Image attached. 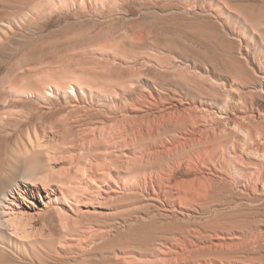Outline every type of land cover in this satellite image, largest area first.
Returning <instances> with one entry per match:
<instances>
[{"label": "rangeland", "instance_id": "rangeland-1", "mask_svg": "<svg viewBox=\"0 0 264 264\" xmlns=\"http://www.w3.org/2000/svg\"><path fill=\"white\" fill-rule=\"evenodd\" d=\"M220 1L223 6L217 9L215 0H92L87 7L80 6V0H4L0 4V97L12 85L41 89L43 94L57 86L74 91L77 97L84 95L87 102L76 104L63 94L47 91L53 94L48 95L53 105L43 103L41 112L32 114L26 124L64 134L61 145L79 156L81 138L94 124L113 132L119 122L130 138L140 131L142 140L124 151L142 177L151 171L160 175L161 160L182 146L173 144L175 138L185 137L182 131L167 126L156 129L164 121L161 117L168 119L161 111L166 108L178 111L175 115L181 119L203 110L227 117L220 119L227 126L225 135L240 146L241 155L248 156L252 150L244 136L252 132V141L260 144V156L254 162L264 165V95L255 90L257 77L236 53L242 42L251 59L264 64L260 39L264 0ZM35 7L42 8L39 15ZM244 17L259 28H254L255 37ZM8 23L13 30L2 34ZM77 84L84 90L77 89ZM91 96L117 101L106 106ZM147 154L150 160L140 159ZM239 160L230 167L236 189L226 202L228 207L218 202L206 207L184 204L192 216L174 224L161 215V209L178 202L176 193L161 198L150 192L132 193L112 215L85 219L83 226L99 227L108 236L90 258L50 264H123L121 251L135 253L136 261L128 264H158L160 254L155 259L150 255L162 251V241L173 242L186 228L214 224L215 210L218 215L249 213L244 218L248 229L264 235V181L256 192L246 189L254 165L245 166ZM194 178V172L187 174L183 168L172 181L175 185Z\"/></svg>", "mask_w": 264, "mask_h": 264}, {"label": "bare ground", "instance_id": "bare-ground-1", "mask_svg": "<svg viewBox=\"0 0 264 264\" xmlns=\"http://www.w3.org/2000/svg\"><path fill=\"white\" fill-rule=\"evenodd\" d=\"M91 1L80 0V6L87 7ZM215 2L217 9L223 6L220 0ZM41 9L36 8V15ZM243 20L246 26L250 22L245 17ZM250 24L255 37L254 28L258 27ZM3 30L2 34L13 30V24L8 23ZM260 39L264 41V36L260 35ZM236 53L241 64L251 68L257 77L255 90L264 95V64H256L242 42ZM20 88L12 85L7 95L0 97V264H50L52 260L90 258L99 245L107 243L108 236L99 227L83 226L85 219L112 215L123 208V198L132 193L150 192L157 198L176 193L178 202L161 209V215L174 224L192 216L186 205L206 207L218 202L225 207L236 189V181L229 175L231 163L239 158L245 166L254 165L246 189L256 192L264 181V165L254 162L260 156V144L252 141V132L246 131L244 136L251 156L241 155L240 146L225 135L227 126L220 119L227 117L222 118L214 110L192 113L187 119L178 118V111L173 109L161 110L168 119L166 115L161 117L164 121L157 131L167 126L182 131L185 137L173 140V144L179 142L182 146L174 148V144L173 155L161 160L160 175L154 176L151 171L142 177L124 151L126 146L142 140L140 131L130 138L119 122L113 132L94 124L81 138L79 156L76 150L61 145V140L66 139L64 134L26 122L32 114L41 112L43 103L53 105L48 97L53 95L51 92L63 94L65 100L76 104L86 103L85 96L77 97L74 91L57 86L44 94L41 89ZM77 89L82 90L80 86ZM92 96V101L106 106L117 101L108 96L94 100ZM145 158L151 159L149 154L140 159ZM183 168L187 174L194 172L195 178L173 185L174 173ZM112 202L116 206H110ZM234 212L218 215L215 210L211 214L214 224L184 229L173 242L162 241V251L150 257L155 259L160 254L158 264H264L259 262L264 261V235H254L248 229L244 218H249V213ZM119 253L125 255L123 264L136 261L133 252Z\"/></svg>", "mask_w": 264, "mask_h": 264}]
</instances>
